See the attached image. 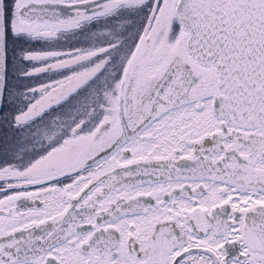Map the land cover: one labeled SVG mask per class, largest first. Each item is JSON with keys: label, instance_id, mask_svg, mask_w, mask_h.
I'll return each instance as SVG.
<instances>
[{"label": "snow or ice", "instance_id": "1", "mask_svg": "<svg viewBox=\"0 0 264 264\" xmlns=\"http://www.w3.org/2000/svg\"><path fill=\"white\" fill-rule=\"evenodd\" d=\"M0 264H264V0H0Z\"/></svg>", "mask_w": 264, "mask_h": 264}]
</instances>
